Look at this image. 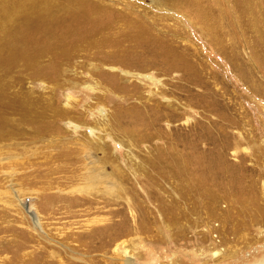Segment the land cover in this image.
I'll return each mask as SVG.
<instances>
[{
	"label": "rangeland",
	"instance_id": "374dc122",
	"mask_svg": "<svg viewBox=\"0 0 264 264\" xmlns=\"http://www.w3.org/2000/svg\"><path fill=\"white\" fill-rule=\"evenodd\" d=\"M41 9L56 20L30 32ZM0 13V264H264V0ZM130 106L155 129L117 125ZM191 193L194 222L172 225L170 199Z\"/></svg>",
	"mask_w": 264,
	"mask_h": 264
},
{
	"label": "bare ground",
	"instance_id": "6f19581e",
	"mask_svg": "<svg viewBox=\"0 0 264 264\" xmlns=\"http://www.w3.org/2000/svg\"><path fill=\"white\" fill-rule=\"evenodd\" d=\"M23 4V3H22ZM21 5V4H20ZM19 5V6H20ZM26 6V5H25ZM27 7V6H26ZM25 8V7H24ZM23 8V9H24ZM43 8V7H42ZM7 9V8H6ZM26 9V8H25ZM13 9H11V10H8L7 9V11H8V14L10 15V16H12V13L10 12V11H12ZM12 12H14V11H12ZM31 12V11H30ZM6 13V12H5ZM63 13V12H62ZM77 13V12H76ZM80 13V12H79ZM1 14V13H0ZM15 14V13H14ZM21 14V13H20ZM19 14V15H20ZM22 14H25V12L24 13H22ZM3 15V14H2ZM59 15H61V14H59ZM63 15V14H62ZM71 15H73V14H71ZM6 16V15H5ZM22 16V15H21ZM76 16H79L78 14L76 15V14H74L73 16H71L70 17V21H72ZM57 17V14H55V10H53V11H51V10H46V9H41L40 11H38V10H35L33 13H27V14H25V17L24 18H26V19H24L23 21H22V24H24L23 26H25L26 24L28 25V23H26V22H32L33 21V24L35 25V27H33V26H31V24H30V26L31 27H33V28H28L27 30H29L30 32H31V29L34 31V29L36 28V27H39L40 29H43V30H45L46 32L48 31L49 32V28L48 27H50V25L49 26H47L49 23H51V21H53V23H54V20H56V19H54V18H56ZM15 18V17H14ZM21 18V17H20ZM58 19H60L59 17H58ZM18 21H20V20H18ZM69 21V22H70ZM1 22V21H0ZM20 23V22H19ZM52 23V24H53ZM67 24H69L68 23V21L66 22ZM72 23V22H71ZM21 23H20V25H22ZM22 26V27H23ZM29 26V25H28ZM25 28V27H24ZM16 30V29H15ZM42 30V31H43ZM52 31V30H51ZM15 32V31H14ZM20 32V31H19ZM34 32H36V31H34ZM18 33V32H17ZM32 36V35H31ZM24 38V37H23ZM90 38V40L93 42V44L95 43L96 44V40L97 39H95V34H91V35H89L88 36V39ZM28 39V38H27ZM99 39V38H98ZM19 40H20V38H19ZM80 42H87L86 40H82V41H80ZM104 42V41H103ZM62 43H63V41H61V42H58V43H54V44H52V45H50L48 48H47V50H44V51H41V52H38V53H36V52H34V51H32V54L28 57V58H30L31 56H32V58H31V60L32 59H34L37 55H39V56H41V55H44V54H47V52H49V51H52L53 50V48H56V47H58V46H61L62 45ZM82 43H81V45H82ZM80 45V46H81ZM76 48H79V44H78V46H75ZM10 50H11V48L10 47H8V53L10 54V56L12 55V53L10 52ZM67 51V50H66ZM65 51V52H66ZM22 56H23V58L24 59H26L27 58V56H26V54L23 52L22 53ZM28 58H27V60H28ZM11 59L12 60H18L19 58H17V57H12L11 56ZM34 65V64H33ZM61 72V71H60ZM144 77H145V75H143ZM106 77H108V78H111V79H115V75H107ZM153 80H155L154 78H152ZM106 84H110V83H108V82H106ZM111 85V84H110ZM107 86V85H106ZM105 86V87H106ZM109 89H110V87L109 86H107ZM121 87L122 88H124L122 85H121ZM136 95V94H135ZM130 96H132L133 97V95H130ZM1 97V96H0ZM104 98V97H103ZM139 106L141 105L140 103H137ZM50 105V104H49ZM48 106V105H47ZM55 111V113H57V114H59V115H62L63 113H65V112H67L66 110H60V109H56V110H54ZM147 114V113H146ZM144 114H142V113H140V109H138V110H133L132 109V107L130 106V110L129 109H126L125 111H123V112H121L119 115H118V121H117V125H122L125 129H130L133 125L134 126H136L137 128L139 127V124H141V123H143L144 122V120H145V117L143 116ZM113 118H115V117H113ZM102 119V118H101ZM115 120V123H116V119H114ZM145 123H147V120H146V122ZM147 124H149L148 126H145V125H143V124H141V129L143 130L144 128H154L155 129V127L152 125V124H150V122L149 123H147ZM142 126H144V128H142ZM135 127V128H136ZM133 129V132L131 133V134H134V133H136V132H138V129ZM144 134V133H143ZM169 136V135H168ZM150 163H151V165H153L154 166V168H153V170H157L158 171V173H160L161 174V172L159 171V169H160V167H161V164L164 166V164L163 163H161L160 162V160L159 159H157V160H153V161H150ZM200 166V165H199ZM163 168V167H162ZM211 171H212V169H211ZM206 172V171H205ZM190 172H180V173H178V174H181V175H184V177L187 179V181H188V187L187 188H185V189H188L189 187H191L192 186V188L195 186V185H197V182H195L194 181V179H195V177L197 178V176H188V175H190L189 174ZM200 174H201V172H199ZM202 173H204L203 171H202ZM198 174V173H197ZM206 174V173H205ZM176 175V174H175ZM192 175V174H191ZM194 175V174H193ZM216 174H214V176H215ZM200 176V175H199ZM201 176H203V175H201ZM205 176V175H204ZM206 176H207V174H206ZM205 176V177H206ZM204 177V178H205ZM217 177V176H216ZM217 179V178H216ZM185 180V179H184ZM198 180V179H197ZM201 180H202V178H201ZM212 180V179H211ZM206 181H208V183H209V181H210V179L208 180H205V182ZM200 183V182H199ZM198 183V184H199ZM203 183V182H202ZM207 183V184H208ZM212 184V183H211ZM202 185V184H201ZM182 186V185H181ZM187 186V185H186ZM208 186V185H207ZM196 187V186H195ZM201 187V186H200ZM200 187H198L197 188V191H202L201 193L202 194H205L204 193V191H206V190H201V188ZM202 187H204V186H202ZM81 187H79L78 189H80ZM89 188V187H88ZM192 188L190 189V190H192ZM210 188V187H209ZM208 188V189H209ZM179 189V188H178ZM182 189V188H181ZM181 189H180V191H181ZM194 189V188H193ZM210 190V189H209ZM184 191V190H183ZM183 191H182V193H183ZM207 192V191H206ZM209 193V192H208ZM169 194V193H168ZM214 194V193H213ZM171 196H173V195H171ZM193 196V194L191 193V194H188L187 196H181L179 199H177L175 196H173L171 199H170V203H171V208H170V213H171V215L174 213V215H173V217H172V219H170V223L172 224V225H174V226H179V225H184V224H186V223H192V222H194V221H192L191 219H190V208H191V210H192V207H190V208H187V209H182V207H185V205H191L190 203H189V201H191L192 200V197ZM207 196H208V194H207ZM160 197H162V196H160ZM214 196L212 195V198H213ZM168 198V197H167ZM216 199V198H215ZM217 200V199H216ZM208 202H209V200H208ZM168 204V203H167ZM211 204V203H210ZM209 205V204H208ZM218 206V205H217ZM215 207H216V205H215ZM219 207V206H218ZM216 209V208H215ZM174 210H175V212H174ZM182 220H185V222H183ZM192 221V222H191ZM197 223V222H196ZM37 227H42L41 226V224H39L38 222L35 224ZM110 227V226H109ZM144 227V226H143ZM182 227V226H181ZM115 251H116V249H115ZM130 258H127V259H125V260H123V261H125V262H130ZM134 261V260H133ZM130 264V263H129Z\"/></svg>",
	"mask_w": 264,
	"mask_h": 264
}]
</instances>
